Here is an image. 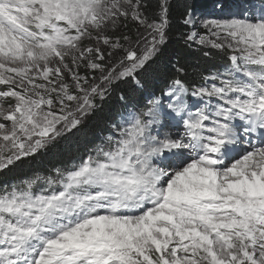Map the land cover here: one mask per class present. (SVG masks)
Returning a JSON list of instances; mask_svg holds the SVG:
<instances>
[{
  "label": "snow or ice",
  "instance_id": "obj_1",
  "mask_svg": "<svg viewBox=\"0 0 264 264\" xmlns=\"http://www.w3.org/2000/svg\"><path fill=\"white\" fill-rule=\"evenodd\" d=\"M145 9L142 0H0V98L14 100L0 103V170L75 128L114 81L139 84L169 25L168 0L155 18ZM121 17L144 27L139 53L104 35ZM183 23L195 28L191 9ZM201 26L207 35L186 41L199 35L200 45L231 52L224 73L192 93L217 103L189 110L185 82L173 79L168 108L182 133L151 135L152 100L123 118L107 150L57 169L47 188L33 191L39 177L4 186L0 264H264V0ZM81 65L100 76L81 77Z\"/></svg>",
  "mask_w": 264,
  "mask_h": 264
},
{
  "label": "trees",
  "instance_id": "obj_2",
  "mask_svg": "<svg viewBox=\"0 0 264 264\" xmlns=\"http://www.w3.org/2000/svg\"><path fill=\"white\" fill-rule=\"evenodd\" d=\"M214 1L168 0L166 42L137 72L139 84L131 78L114 81L105 97L95 98V107L75 128L66 131L37 153L22 158L14 166L0 170V187L38 175H50L70 165L79 156L103 143L128 108H142L147 97L162 94L173 79H182L190 89L200 85L212 71L227 66L230 61L226 49L221 51L186 41L188 26L183 20L188 10H206ZM142 3L146 6V15L150 19L155 18L159 12V0H142ZM122 24V32H129V23L124 21ZM177 68L184 71L178 73Z\"/></svg>",
  "mask_w": 264,
  "mask_h": 264
},
{
  "label": "rangeland",
  "instance_id": "obj_3",
  "mask_svg": "<svg viewBox=\"0 0 264 264\" xmlns=\"http://www.w3.org/2000/svg\"><path fill=\"white\" fill-rule=\"evenodd\" d=\"M259 4H260V0H215L214 2L211 3V5L206 10L202 9V10L192 11L196 18V26L195 28H193L192 26H188V33L196 31L197 33H199V35H207V31L201 26V22L203 20L229 18L230 15H239L240 13L249 11L250 9H252L255 6H258ZM124 21L129 23V32L127 31L125 33L122 32L123 27H124L122 22ZM144 34H145L144 27L141 26L138 22L132 20L131 17L127 19L121 17L117 21V24L115 27L109 26L108 29L104 33V35L112 38L113 40L119 38L120 43L124 44L125 47H135L138 53H139L140 48L142 47V44L137 45L136 42L138 41L140 36ZM199 35L197 36V40L191 41V43L199 44L197 42L199 40ZM125 36L129 38L127 43L123 40V37ZM89 44L95 46L96 41L85 39L84 45L87 46ZM99 46L101 47L102 51H104L105 53V60L103 61V63L105 64V66H108L109 60L107 57V53L111 51V49L109 48V46L103 45L102 42L100 43ZM161 46L162 45H160L159 48ZM226 50L228 51L229 56H230L231 52L228 49ZM123 55L124 53L122 51L117 52L115 56L113 57V61L115 60L116 57L123 56ZM225 67L212 71L206 77H211L213 74H216V73H224ZM74 70L78 71L81 77L88 76L90 80L92 77L98 78L100 76V73L98 71H92L90 69H85L83 65H81L78 69L74 68ZM64 79L66 83H69V84L72 83L71 75L67 72H65L64 74ZM37 82L39 83L40 81H37ZM212 83H213L212 80L209 79L205 81L204 79V81L200 85L192 87L190 89L188 88V92L184 95L183 99H184V102L188 105L189 110L195 111V107H203L205 103H210L211 105H215L217 103V100L215 98L209 101L207 97L200 98V97L192 95L194 89H198L201 86L210 87ZM216 83L219 86V81H216ZM168 89H169V86L164 90L162 94L158 96H154V97L153 96L147 97L145 105L142 108H138V109L128 108L126 113H123V115L120 116V119L117 125L113 127L112 134L106 137V140L104 142L102 141L103 143L97 145L95 148H93L92 150H89L87 153L82 154L77 159H75L73 162H71L70 165L60 168V170L62 171L71 170L72 168H74V166L79 165L83 160L87 159L89 155L95 156L96 150L100 147H104L107 150V148L110 146L109 137H112L114 140L120 139L121 129L126 128L128 126L127 124L123 123V118L127 117L129 113L139 114V113L146 112L147 108L150 106L149 101H152V100L159 99V108H158L159 115L156 118V122L150 127L151 135L157 136L159 139H162L164 138L167 130L175 131L176 133H182L183 132L182 125L180 126L176 125L177 117H175L174 113H172L171 110L168 108V105L172 103V100L169 98L168 95H166V93L168 92ZM6 90L7 88L5 86L0 85V91H6ZM0 103H3L4 106L7 107L8 104H14V100L12 98H7L6 100L4 98H0ZM87 114L84 115L82 118H80V122L84 120ZM141 118L144 120L148 119L147 116H142ZM60 136H57L55 139H57ZM37 177H39L40 179L37 180V183L33 186V191L35 192H39L41 189L47 188L46 180L49 177H56V170L53 171V173L50 175H45V176L38 175V176L31 177L26 180L35 179ZM21 182L14 183V184L20 185ZM14 184H11V185H14ZM11 185L9 184L8 186H11ZM4 186L5 185L1 186L0 189H3Z\"/></svg>",
  "mask_w": 264,
  "mask_h": 264
},
{
  "label": "bare ground",
  "instance_id": "obj_4",
  "mask_svg": "<svg viewBox=\"0 0 264 264\" xmlns=\"http://www.w3.org/2000/svg\"><path fill=\"white\" fill-rule=\"evenodd\" d=\"M166 134H172V135H176L177 133L175 132V131H169V130H167L166 131ZM163 139V138H162ZM254 142V141H253ZM246 146V145H245Z\"/></svg>",
  "mask_w": 264,
  "mask_h": 264
}]
</instances>
